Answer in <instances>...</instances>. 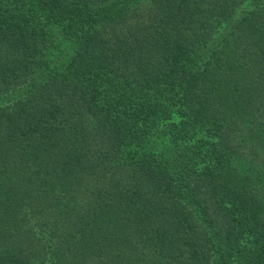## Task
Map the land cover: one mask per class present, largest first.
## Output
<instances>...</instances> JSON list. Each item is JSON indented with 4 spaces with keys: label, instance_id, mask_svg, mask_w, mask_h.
Wrapping results in <instances>:
<instances>
[{
    "label": "trees",
    "instance_id": "trees-1",
    "mask_svg": "<svg viewBox=\"0 0 264 264\" xmlns=\"http://www.w3.org/2000/svg\"><path fill=\"white\" fill-rule=\"evenodd\" d=\"M0 264H264V0H0Z\"/></svg>",
    "mask_w": 264,
    "mask_h": 264
}]
</instances>
